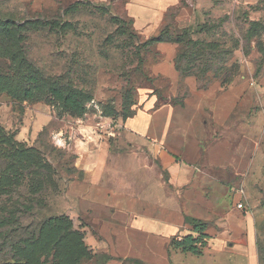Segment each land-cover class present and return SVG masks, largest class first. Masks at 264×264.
<instances>
[{
  "label": "rangeland",
  "instance_id": "obj_1",
  "mask_svg": "<svg viewBox=\"0 0 264 264\" xmlns=\"http://www.w3.org/2000/svg\"><path fill=\"white\" fill-rule=\"evenodd\" d=\"M128 1L0 0V20H11L17 37L13 46L0 42V264H102L109 256L92 242L100 241L97 232L69 187L84 176L79 161L88 152L129 149L121 123L148 92L170 94L168 82L152 72L162 54L135 28ZM165 25L178 40L184 74L205 87L249 86L231 127L212 131L234 141L250 134L262 145L233 186L244 190L239 210L255 223L257 264H264V0H182L167 10ZM7 48L26 62L13 61ZM30 75L43 89L21 99L22 88L35 86ZM51 84L77 90L85 114L54 101ZM185 92L181 85L178 95ZM80 242L86 247L78 250ZM185 264L244 263L204 252Z\"/></svg>",
  "mask_w": 264,
  "mask_h": 264
},
{
  "label": "crops",
  "instance_id": "obj_2",
  "mask_svg": "<svg viewBox=\"0 0 264 264\" xmlns=\"http://www.w3.org/2000/svg\"><path fill=\"white\" fill-rule=\"evenodd\" d=\"M181 2L129 0L126 9L138 32L149 39L166 26L167 10ZM177 19L180 27L188 26L184 11ZM156 47L163 57L152 72L167 77L171 95L178 96L177 44L161 41ZM184 82L190 94L183 105H158L157 96L148 92L136 114L122 121L129 149L94 150L79 161L84 176L71 183L69 194L97 232L95 247L113 256L105 264H125L120 258L185 264L197 257L171 247L175 237L196 235L186 215L209 223L205 254L257 264L255 223L236 207L242 196L233 183L249 172L262 145L250 134L234 141L212 131L231 127L249 86L238 81L226 88L220 83L201 88L194 76Z\"/></svg>",
  "mask_w": 264,
  "mask_h": 264
},
{
  "label": "trees",
  "instance_id": "obj_3",
  "mask_svg": "<svg viewBox=\"0 0 264 264\" xmlns=\"http://www.w3.org/2000/svg\"><path fill=\"white\" fill-rule=\"evenodd\" d=\"M11 20L9 19H4L0 20V42H6L8 45L13 46L16 45L17 37L14 36L12 33L11 29ZM134 23V22H133ZM186 32L187 27L181 28ZM169 30L166 28V26L163 28L161 33L158 36L152 37L147 39L150 42H154V44H157L158 42L161 41H169L172 43L178 42V40L168 36ZM186 34V33H185ZM184 35V34H183ZM146 42V43H147ZM6 54L12 58L13 61L18 62L20 64H23L25 61L24 57L21 55L19 51L13 50L12 48H7L6 49ZM182 54H180L177 50L176 57H175V65L177 70L180 72L181 78H182V86L186 88V92L183 93L181 96H172L171 93L169 96H166L162 89L160 90L159 88H154L153 89V94H155L158 98L157 104L161 105L164 103H172L175 105H183L186 98L189 96L190 92L185 84V78L191 75L184 74V68H183V60H182ZM163 57V56H162ZM159 61V60H158ZM193 76V75H192ZM156 77H161L164 78L169 85V92L171 89V82L170 80L162 75L156 76ZM28 79L35 85L33 87H27V88H22L20 90V97L21 99H32L34 97V92L35 89H43L42 86L39 84V79L37 76L30 75ZM200 85V84H199ZM201 88H206L205 86L200 85ZM208 87V86H207ZM225 87V86H223ZM227 87V86H226ZM225 87V88H226ZM48 92L52 96L54 101H57L60 103L66 110H69L70 112L76 114V115H83L86 112V107L83 102L82 96L77 90L74 89H69L68 91H63L57 84H51L48 87ZM136 113L133 115L129 116L133 117ZM126 118V120L128 119ZM185 221L189 225L193 227V231L196 233V235L190 234L181 238L175 237L171 241V247L173 249H179L183 253H190L195 256H201L204 253L205 248L208 245V239L210 238V235L206 233V230L208 228L209 223L207 221L198 219L193 216L186 215L185 216ZM85 244L83 242H80L76 245V248L83 249L85 248ZM75 248V249H76ZM80 252V251H79ZM81 256V255H79ZM79 258V257H78ZM110 259H113V256H105V259H103L102 264L107 263ZM120 260L124 261H140L143 264H148L144 262L141 259H136V258H120Z\"/></svg>",
  "mask_w": 264,
  "mask_h": 264
},
{
  "label": "built area",
  "instance_id": "obj_4",
  "mask_svg": "<svg viewBox=\"0 0 264 264\" xmlns=\"http://www.w3.org/2000/svg\"><path fill=\"white\" fill-rule=\"evenodd\" d=\"M237 192L239 194H241V196L243 197V194H244V190L243 189H239ZM236 207L238 209H244V203H243L242 199L237 202Z\"/></svg>",
  "mask_w": 264,
  "mask_h": 264
}]
</instances>
